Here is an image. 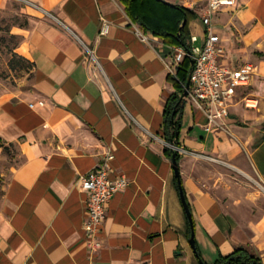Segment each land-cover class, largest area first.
<instances>
[{"label":"crops","instance_id":"crops-1","mask_svg":"<svg viewBox=\"0 0 264 264\" xmlns=\"http://www.w3.org/2000/svg\"><path fill=\"white\" fill-rule=\"evenodd\" d=\"M162 1L196 14L187 42L202 46L207 0ZM237 2L215 12L212 24L223 66H255L250 85L236 89L223 127L210 132L202 112L182 101L177 147L187 153L177 151L178 166L205 264L238 247L264 264V213L244 218L240 200L224 204L217 194L224 185H207L200 174L201 162L214 161L251 168L264 184V0ZM20 3L27 26L18 30V52L32 65V80L0 93V160L4 148L16 149V163L0 170V264H199L164 154V108L176 93L168 68L174 46L133 23L119 0ZM101 20L109 23L103 37ZM106 153L113 155L110 179L123 175L128 186L110 200L95 248L84 231L86 194L78 180Z\"/></svg>","mask_w":264,"mask_h":264},{"label":"built area","instance_id":"built-area-1","mask_svg":"<svg viewBox=\"0 0 264 264\" xmlns=\"http://www.w3.org/2000/svg\"><path fill=\"white\" fill-rule=\"evenodd\" d=\"M225 7L236 9L238 2L237 0H207V7L201 17L202 24L206 28V39L203 45L191 47L190 54L183 47L174 46L173 62L168 66L172 76L176 77L185 56L194 60L188 75L190 87L187 98L204 115L206 119L204 129L207 132L223 127L224 120L229 116V107L236 95V89L249 86L255 73V66L250 63L231 69L220 62L224 49L220 37L213 30L212 15ZM108 31L109 23L101 20L98 36H106ZM87 52L91 57L93 56L92 50L87 49ZM40 104L43 103L40 102ZM30 106L33 107V104ZM169 146L176 152L187 153L172 144ZM112 159L113 155L106 153L98 166L78 180L79 188L86 194L84 231L95 248L100 247V242L95 241V237L106 218L110 200L115 193L128 186V180L123 175L110 179L109 163Z\"/></svg>","mask_w":264,"mask_h":264},{"label":"rangeland","instance_id":"rangeland-1","mask_svg":"<svg viewBox=\"0 0 264 264\" xmlns=\"http://www.w3.org/2000/svg\"><path fill=\"white\" fill-rule=\"evenodd\" d=\"M20 5V0H9L0 8V93L4 90L25 89L32 80V65L18 52L22 43L18 30L27 26V18L22 14ZM3 154L0 170H8L10 165L16 163V149L10 146ZM200 171L207 185L213 184L217 179L224 185V191H217L224 204L233 205L234 201L240 200L238 211L244 218L253 221L264 213V184L259 182L251 168L241 172L228 164L203 161ZM3 181L1 178L0 210Z\"/></svg>","mask_w":264,"mask_h":264},{"label":"trees","instance_id":"trees-1","mask_svg":"<svg viewBox=\"0 0 264 264\" xmlns=\"http://www.w3.org/2000/svg\"><path fill=\"white\" fill-rule=\"evenodd\" d=\"M125 7L130 20L139 25L145 32L151 33L172 46H181L189 52L187 24L196 18L192 11L172 5L162 0H119ZM185 20V24H183ZM191 70L190 57L185 56L177 70L173 83L176 93L171 95L164 108L163 138L173 146H178V135L181 128L182 101L180 97L188 83ZM6 148H4L5 150ZM164 154L171 159L175 154L177 161L180 159L178 152L170 146L164 148ZM213 264H262L257 253L245 247L236 248L227 256H220Z\"/></svg>","mask_w":264,"mask_h":264},{"label":"water","instance_id":"water-1","mask_svg":"<svg viewBox=\"0 0 264 264\" xmlns=\"http://www.w3.org/2000/svg\"><path fill=\"white\" fill-rule=\"evenodd\" d=\"M183 24H185V20H184ZM188 53L190 54V51ZM190 64H191V68H192V66L194 64V60L191 59V58H190ZM189 87H190V82H189V76H188V83L186 85V88H185L184 92L182 93V95L180 97V101H182L184 98L187 97ZM171 161H172V167H173V170H174V174H175V177H176V180H177V187H178L180 200H181L182 206L184 208V211L186 213V216H187V219H188V222H189V226H190L189 244H190L191 248L193 249V251H194V253H195L196 257H197L199 264H205L201 260L199 254H198V252L196 250V247H195L193 220H192L190 209H189V206H188V204L186 202L185 195H184V192H183L182 183H181V179H180V171H179L178 161L176 159L175 154L172 156Z\"/></svg>","mask_w":264,"mask_h":264},{"label":"bare ground","instance_id":"bare-ground-1","mask_svg":"<svg viewBox=\"0 0 264 264\" xmlns=\"http://www.w3.org/2000/svg\"><path fill=\"white\" fill-rule=\"evenodd\" d=\"M250 102V104L249 105H254V102H252V101H249Z\"/></svg>","mask_w":264,"mask_h":264}]
</instances>
